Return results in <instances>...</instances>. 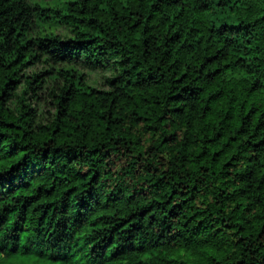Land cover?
<instances>
[{
    "label": "trees",
    "instance_id": "1",
    "mask_svg": "<svg viewBox=\"0 0 264 264\" xmlns=\"http://www.w3.org/2000/svg\"><path fill=\"white\" fill-rule=\"evenodd\" d=\"M0 264H264V0H0Z\"/></svg>",
    "mask_w": 264,
    "mask_h": 264
},
{
    "label": "rangeland",
    "instance_id": "2",
    "mask_svg": "<svg viewBox=\"0 0 264 264\" xmlns=\"http://www.w3.org/2000/svg\"><path fill=\"white\" fill-rule=\"evenodd\" d=\"M65 0H26V2L33 6V4H39L44 6H59L60 3ZM45 32H53L56 34H59L60 36H67L69 34L68 29L57 25L54 23H48V22H40L38 20H34L31 26L30 35H37ZM48 64L39 63L35 67L30 68L28 71L32 70H39V69H50ZM79 72H83L86 80L89 84L95 87H101L104 82V77L108 74L107 70H87L86 68L78 67V65L75 66ZM51 79V78H50ZM49 82V79H47L46 83ZM20 88H18L17 92L19 93ZM40 96L42 99L39 100H31L30 104L32 107L36 109V112L40 114L43 118L49 117L50 113L52 112L51 105L49 104V98H47L45 92L41 93Z\"/></svg>",
    "mask_w": 264,
    "mask_h": 264
}]
</instances>
